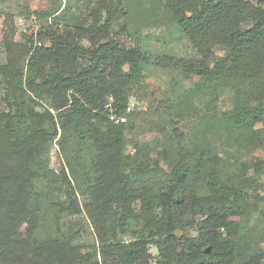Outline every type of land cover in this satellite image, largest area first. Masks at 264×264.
<instances>
[{"label":"trees","instance_id":"trees-1","mask_svg":"<svg viewBox=\"0 0 264 264\" xmlns=\"http://www.w3.org/2000/svg\"><path fill=\"white\" fill-rule=\"evenodd\" d=\"M154 1L196 54L182 66L184 74L199 78L191 96L205 99L204 110L192 119L196 132L207 130L219 145L227 143V133H261L255 128L264 126V0ZM125 13L124 0H97L88 24L53 20L26 41L31 47L4 39L11 59L0 69L7 86L0 100V264H98L95 252L82 253L62 232H42V239L34 235L55 207L70 214L78 210V182L84 186L79 195L88 198L83 211L101 228V264H150V246L156 264H264V250H246L247 241H238L239 226L228 219L227 205L238 198V187L221 175L219 160L210 159L209 166L208 155L181 149L167 185L155 186L141 179L147 176L146 159L138 156L127 167L124 133L130 126L109 117L131 118L130 99L148 100L143 67L149 60L126 26L114 29L115 19ZM15 46L20 52L12 56ZM23 51L29 54L24 57ZM21 58L22 66L16 65ZM223 88L232 97L226 111L218 107ZM25 91L34 97H22ZM34 98L49 100L57 122L49 111L36 110ZM157 106V113L169 108L166 102ZM57 128L75 153L73 162L94 150L92 168L78 179L68 158L69 178L49 168L47 146ZM199 170L205 174L206 197L189 191ZM185 213L205 216L195 238L183 235L185 224L193 227L184 221ZM133 220L143 233L124 241Z\"/></svg>","mask_w":264,"mask_h":264},{"label":"rangeland","instance_id":"rangeland-1","mask_svg":"<svg viewBox=\"0 0 264 264\" xmlns=\"http://www.w3.org/2000/svg\"><path fill=\"white\" fill-rule=\"evenodd\" d=\"M96 2L97 0H0V69L8 59H11L5 50L4 39L17 46L21 43L23 46L27 44L31 47L30 42L28 44L26 41L32 36L35 39L40 27L51 24L53 20L62 24L92 22L91 13ZM124 4L126 13L118 15L113 27L116 30L122 25L126 26L136 36L143 53L149 60L148 65L143 67L148 100L137 101L131 98L129 101L127 113H131V118H126V122L130 127L124 133L123 151L127 167L139 161L138 156L146 159L144 163L147 167V176H145L147 178L141 179L148 186H155L167 185L170 169L177 161L181 149L189 153L202 152L208 155L209 166L212 165L210 159L213 162L219 160L223 165L221 175L227 174V182L238 187V198L232 197L231 204L227 205L228 219L239 226L238 241H247L249 245L246 250L254 249L255 252L260 253L264 250V126H256L255 129H262V132L256 136H248L250 133H227V143L222 145L215 143L206 133L207 130L196 132V120L192 121V119L200 116L204 110L205 99L191 96V91L199 78L184 74L182 68L184 62L195 58L194 49L176 28L162 5L154 0H124ZM33 43L37 44L35 40ZM83 45L87 46V42H83ZM18 51L20 52V49L15 46L10 54L13 56V53L17 54ZM22 54L26 57L29 53L24 55L23 51ZM16 63L22 66L20 64L22 58ZM3 76L0 72V100L6 97L7 91ZM21 95L34 97L27 91ZM34 100L37 111L40 113L49 111L54 122H57L56 113L49 109L47 98L45 100L34 98ZM161 102H166L169 106L165 113L156 112L157 105ZM231 104V94L227 88H223L218 107L226 111L231 108ZM2 109L3 105L0 102V111ZM173 130L176 134L172 133ZM134 145H137V148ZM67 146L61 131L57 128V135L47 146L48 165L55 174L60 175L64 171L69 178L73 172L78 179L82 173L92 168L90 162L94 150L85 151L80 156L82 159L80 162H73L71 157H74L75 153ZM214 154H216L215 159L212 157ZM208 157H206L207 162ZM67 158L70 167L73 168L72 172L68 167ZM198 175L189 181V191L194 196L206 197V187L202 183L205 174L199 170ZM238 176L241 180H236ZM78 183L82 185L81 182ZM74 185H76L75 180ZM80 185L75 201L78 210L70 214L61 212L55 207L52 211H48L42 221H39L41 228H37L34 235L35 238L42 239V232L51 234L62 232L65 240L77 246L82 253L95 252L96 257L92 259L96 260L95 263L101 264L102 259L97 252L102 236L101 228L96 229L83 211V205L88 198L79 195L84 189V186ZM57 196L58 194L53 190L52 200L56 201ZM139 209L140 207L137 206L136 215ZM184 215V221L193 223V227L190 228L185 224L183 235L195 238L198 234L197 224L205 219V216L197 214L189 216V213ZM182 232L175 233L180 236ZM141 233H143L142 224L139 220H133L123 239L133 241ZM149 253L150 264H156L157 254L152 246L149 248Z\"/></svg>","mask_w":264,"mask_h":264},{"label":"built area","instance_id":"built-area-1","mask_svg":"<svg viewBox=\"0 0 264 264\" xmlns=\"http://www.w3.org/2000/svg\"><path fill=\"white\" fill-rule=\"evenodd\" d=\"M109 119L111 120V121H113V122H115V123H125L126 122V117H119V118H117V117H115L114 115H111L110 117H109Z\"/></svg>","mask_w":264,"mask_h":264}]
</instances>
